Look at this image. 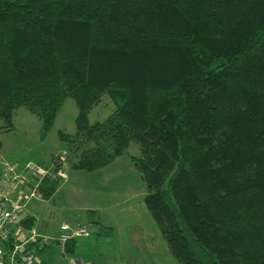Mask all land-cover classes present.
Wrapping results in <instances>:
<instances>
[{"label": "trees", "instance_id": "1", "mask_svg": "<svg viewBox=\"0 0 264 264\" xmlns=\"http://www.w3.org/2000/svg\"><path fill=\"white\" fill-rule=\"evenodd\" d=\"M104 96L116 108L92 125ZM67 98L73 167L138 145L144 204L179 264H264V0H0L5 130L23 107L47 136Z\"/></svg>", "mask_w": 264, "mask_h": 264}, {"label": "rangeland", "instance_id": "2", "mask_svg": "<svg viewBox=\"0 0 264 264\" xmlns=\"http://www.w3.org/2000/svg\"><path fill=\"white\" fill-rule=\"evenodd\" d=\"M115 108L104 96L90 112L89 123L104 122ZM77 115L75 101L67 98L44 137L41 119L26 108L15 112L12 130H5L0 121V169L33 163L52 171L61 164L67 172V181L59 179L62 184L50 200L28 202L23 218L35 221L27 232L42 236L44 242L57 238L65 221L87 224L91 232L88 239L79 240L75 256H69L56 241L39 254V260L43 264H68L69 258L86 264H179L144 204L145 185L133 163V157L141 154L140 147L130 145L124 156L94 172L76 170L73 165L80 150L61 142L60 133L76 135ZM91 146L81 142V149Z\"/></svg>", "mask_w": 264, "mask_h": 264}, {"label": "built area", "instance_id": "3", "mask_svg": "<svg viewBox=\"0 0 264 264\" xmlns=\"http://www.w3.org/2000/svg\"><path fill=\"white\" fill-rule=\"evenodd\" d=\"M67 180L66 169L58 164L51 171L29 163L24 167L6 166L0 169V264H43L39 254L51 242L66 249L68 244L91 236L87 224L65 221L57 238L45 239L36 233H28L21 222L28 202L41 198L40 187L45 179ZM68 264H86L82 259L69 258Z\"/></svg>", "mask_w": 264, "mask_h": 264}, {"label": "crops", "instance_id": "4", "mask_svg": "<svg viewBox=\"0 0 264 264\" xmlns=\"http://www.w3.org/2000/svg\"><path fill=\"white\" fill-rule=\"evenodd\" d=\"M66 181H67V180H66ZM66 181H64V182H66ZM63 184H64V183H63ZM89 220H91V223H92V219H89ZM93 223L96 224V222H95L94 220H93ZM95 224H94V225H95ZM94 225H93V226H94ZM98 226H99V225H98ZM96 228H97V226H96ZM99 231H101V227H100V230H99ZM99 231H98V232H99ZM94 232H95V231H94ZM96 232H97V231H96Z\"/></svg>", "mask_w": 264, "mask_h": 264}]
</instances>
